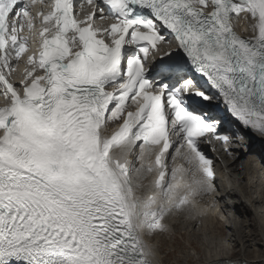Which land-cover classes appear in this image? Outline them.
<instances>
[{
    "label": "snow or ice",
    "instance_id": "6c2138e0",
    "mask_svg": "<svg viewBox=\"0 0 264 264\" xmlns=\"http://www.w3.org/2000/svg\"><path fill=\"white\" fill-rule=\"evenodd\" d=\"M79 2L0 0V264H157L148 238L215 200L201 145L243 139L189 99L264 136V0H88L82 19ZM158 42L175 58L153 75Z\"/></svg>",
    "mask_w": 264,
    "mask_h": 264
},
{
    "label": "bare ground",
    "instance_id": "6f19581e",
    "mask_svg": "<svg viewBox=\"0 0 264 264\" xmlns=\"http://www.w3.org/2000/svg\"><path fill=\"white\" fill-rule=\"evenodd\" d=\"M236 28L242 35H251L250 30H245L246 26L244 25L242 18L236 21ZM236 131H239L242 134L243 139L237 137V142L234 147L235 149L232 151V155H224L221 153L219 148H216V151L221 156V160L215 159L216 163L214 169L217 173L215 179L217 191L213 193L215 200L205 197L201 201V203L208 206V214L203 217L192 219L188 218L185 214L179 213L169 216L164 221L168 227V231H165V233H170L174 231V227L183 225L184 227H182L184 228L185 234L193 235V237L198 239L200 236H205L207 234H210L211 236L214 235L215 227L212 224H215V220L218 219V215L221 214L224 207L232 210V214L236 212L237 217H242V219H237L235 221L232 214H225L227 220L224 221L226 217H222L220 219L224 222L231 234L229 242H233L234 240L236 244L240 245L241 247L236 250V244L233 243L232 249L229 248L230 250L224 252L220 250V245H216L215 243L214 248L210 249V251L206 253L205 258L198 259V257L195 259V264H206L208 261L217 259L239 260L246 262V264H264V220L260 215V211L255 207L257 196L252 195L250 190L247 189L248 181L245 179L248 172H253L254 170L256 171L258 168L263 170L262 164H264V136H261L259 133L254 132L251 129L244 128L243 126L239 125V123L235 125L233 133ZM255 152L257 153L255 154ZM244 155H247V158H243L242 156ZM252 157L255 159L256 165L248 164V162L252 160ZM178 163L180 164V161H175V163L171 165L170 169ZM184 166L187 167L186 165ZM261 174L263 175L259 177L258 181L260 182L258 185H260L264 194V171H262ZM148 179H151V177ZM226 181L229 182L228 189H226L224 184ZM144 182L147 183V180ZM218 182L221 184V188L219 189L217 187ZM223 199L226 200L223 201ZM237 206L239 210H234ZM250 219L254 220L256 226L259 223V227L255 228L257 233L256 237L254 238H251L252 235L250 230L246 231L243 228L245 225L247 228L251 227V223L248 221ZM159 234L160 233L154 234L148 239L153 245L155 261L157 264H168L169 262H166L165 260V254H161L160 251L158 240V237H160ZM192 243V249L194 251H199V246L194 244V241H192ZM201 243L200 245L202 246ZM203 244L205 243L203 242Z\"/></svg>",
    "mask_w": 264,
    "mask_h": 264
},
{
    "label": "rangeland",
    "instance_id": "374dc122",
    "mask_svg": "<svg viewBox=\"0 0 264 264\" xmlns=\"http://www.w3.org/2000/svg\"><path fill=\"white\" fill-rule=\"evenodd\" d=\"M256 153L257 152H255V154ZM242 157L247 158V155H244ZM253 157H255V156H253ZM253 157L251 158L252 160L250 162H248V164L256 165V161ZM262 169L263 170L258 168V169H256V171L254 170L256 173L254 171L248 172V174L246 176L247 178L245 177V179L248 181L247 189L250 190L252 195L257 196V199L255 201L256 204L255 203L254 204H255V207L260 211V215L263 217V220H264V200H263L264 194H263V191L261 190L260 185H258L260 182V181H258L259 177H261V175H263L261 173H262V171H264V164H262ZM219 183L220 182H218V184H217L218 189L221 188V184H219ZM222 183H223V181H222ZM224 184L226 186V189H228L229 188V182L226 181ZM224 200H226V199H223V201ZM229 200H231V199H229ZM244 206H245V204H244ZM234 210H239L238 206ZM234 210H233V212H234ZM223 211L221 212V214L218 215V219L215 220V224L214 223L212 224L215 227L213 236H211L210 234H207L205 236H200V238L197 239V238L193 237V235L185 234L183 225H182L183 227L179 226V225L177 227H174L173 228L174 231H172L170 233H165V232L160 233L159 234L160 237H158L160 251H161V254H163V255L165 254L166 262H169L168 264H195V262H194L195 259H197L198 257H199L198 259L205 258L206 253L208 251H210V249L214 248L215 243H216V245H220L219 248L221 251L227 252L228 250L232 249L233 243L236 244V242L234 240H233V242H231V241L229 242V240H230L229 238H230L231 234H230L229 230L227 229L226 225L224 224V222L220 220L222 217H226L225 214L226 215L232 214V210L224 207ZM232 215H233V218L235 221L237 219H242V217H237L236 212H234ZM226 220H227V217L224 219V221H226ZM248 221H249V223H251V227L247 228V226L245 225V226H243V228L246 231L250 230L251 235H252L251 238H254V237H256V233H257V230L255 228L259 227V223L256 226L253 219H250ZM192 241H194V244L199 246V248H200L199 251H194L192 249V246H193ZM203 242L205 244H203ZM200 243L202 244V246L200 245ZM239 247H241V246L236 244V250ZM230 260H233V259H230Z\"/></svg>",
    "mask_w": 264,
    "mask_h": 264
}]
</instances>
